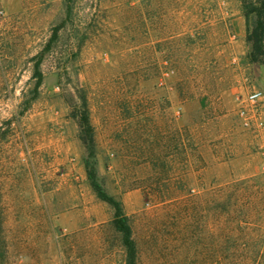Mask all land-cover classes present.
I'll use <instances>...</instances> for the list:
<instances>
[{
    "label": "rangeland",
    "instance_id": "1",
    "mask_svg": "<svg viewBox=\"0 0 264 264\" xmlns=\"http://www.w3.org/2000/svg\"><path fill=\"white\" fill-rule=\"evenodd\" d=\"M238 16L242 0H0V264H127L84 110L137 264H264V104L262 125L239 116L264 65Z\"/></svg>",
    "mask_w": 264,
    "mask_h": 264
},
{
    "label": "trees",
    "instance_id": "2",
    "mask_svg": "<svg viewBox=\"0 0 264 264\" xmlns=\"http://www.w3.org/2000/svg\"><path fill=\"white\" fill-rule=\"evenodd\" d=\"M242 1L244 15L248 24L246 33V41L249 44L248 60L250 63H261L264 65V0ZM32 60L34 61L32 77L36 79L33 88L34 94L25 102L23 111L27 109L31 101L36 97L44 78L41 69L42 55L38 54ZM80 125L82 128L81 139L89 153V158L85 162L89 184L99 198L108 202L114 208L112 224L121 234L122 243L127 251V264H137L138 250L129 217L124 211L121 201L107 193L103 188L98 179L96 164L93 160H90V158L95 156L96 150L93 129L86 110L81 113ZM223 231L225 232V227ZM214 264H226V262L215 261Z\"/></svg>",
    "mask_w": 264,
    "mask_h": 264
},
{
    "label": "built area",
    "instance_id": "3",
    "mask_svg": "<svg viewBox=\"0 0 264 264\" xmlns=\"http://www.w3.org/2000/svg\"><path fill=\"white\" fill-rule=\"evenodd\" d=\"M263 104L264 92L260 89H254L243 98L242 105L239 108V116L242 118L245 125H262L261 115L263 112Z\"/></svg>",
    "mask_w": 264,
    "mask_h": 264
},
{
    "label": "crops",
    "instance_id": "4",
    "mask_svg": "<svg viewBox=\"0 0 264 264\" xmlns=\"http://www.w3.org/2000/svg\"><path fill=\"white\" fill-rule=\"evenodd\" d=\"M235 30V36H238L239 38H244L246 36L247 28L245 26V19L243 16H238L235 18Z\"/></svg>",
    "mask_w": 264,
    "mask_h": 264
}]
</instances>
